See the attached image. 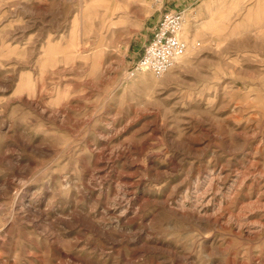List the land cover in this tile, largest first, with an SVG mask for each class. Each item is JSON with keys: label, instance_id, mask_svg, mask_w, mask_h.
Instances as JSON below:
<instances>
[{"label": "rangeland", "instance_id": "obj_1", "mask_svg": "<svg viewBox=\"0 0 264 264\" xmlns=\"http://www.w3.org/2000/svg\"><path fill=\"white\" fill-rule=\"evenodd\" d=\"M170 1L0 0V264H264V10L126 77Z\"/></svg>", "mask_w": 264, "mask_h": 264}, {"label": "built area", "instance_id": "obj_2", "mask_svg": "<svg viewBox=\"0 0 264 264\" xmlns=\"http://www.w3.org/2000/svg\"><path fill=\"white\" fill-rule=\"evenodd\" d=\"M183 23L182 10L164 9L150 28L126 77L132 78L140 71L160 77L171 69L187 49V42L180 36Z\"/></svg>", "mask_w": 264, "mask_h": 264}, {"label": "crops", "instance_id": "obj_3", "mask_svg": "<svg viewBox=\"0 0 264 264\" xmlns=\"http://www.w3.org/2000/svg\"><path fill=\"white\" fill-rule=\"evenodd\" d=\"M199 1L201 0H171L170 2L172 4V9L181 10L186 6H191L193 3L199 2ZM203 1L210 3L214 0H203ZM215 1L225 2L226 7L224 9H230L232 11L264 10V0H215ZM199 10L203 12L204 5H201Z\"/></svg>", "mask_w": 264, "mask_h": 264}, {"label": "bare ground", "instance_id": "obj_4", "mask_svg": "<svg viewBox=\"0 0 264 264\" xmlns=\"http://www.w3.org/2000/svg\"><path fill=\"white\" fill-rule=\"evenodd\" d=\"M105 4H108V3H105ZM110 4V3H109ZM113 7L114 8H122V7H125L124 5H121V3H120V5H116V4H110V5H108L107 7H106V12H112L113 11ZM112 14V13H111ZM118 18L120 19V21L124 18V16L122 15H120V16H118ZM110 20H111V18H109ZM114 19V18H113ZM108 21V20H107ZM113 22V21H112ZM111 21L109 22V24H111L112 23ZM105 24H106V21H105V23H103V25L101 26L102 28L105 26ZM118 25V24H117ZM113 27V26H112ZM184 27V26H183ZM183 32H185V30L182 28V30L180 31V34L182 33V35H183ZM102 41V40H101ZM170 70V69H169ZM168 70V71H169Z\"/></svg>", "mask_w": 264, "mask_h": 264}]
</instances>
